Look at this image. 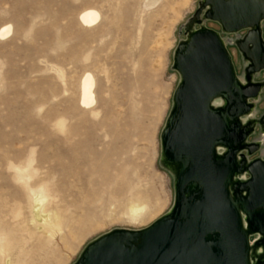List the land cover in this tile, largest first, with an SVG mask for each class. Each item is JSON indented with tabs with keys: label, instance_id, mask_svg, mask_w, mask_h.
<instances>
[{
	"label": "rangeland",
	"instance_id": "obj_1",
	"mask_svg": "<svg viewBox=\"0 0 264 264\" xmlns=\"http://www.w3.org/2000/svg\"><path fill=\"white\" fill-rule=\"evenodd\" d=\"M201 1L0 0V28L11 26L0 36V211L8 214H0V227L16 247L9 264H73L99 235L143 228L170 209L176 165L162 161L160 133L179 81L174 53L189 29L216 30L238 78L264 86V69L248 72L237 47L246 29L225 31L203 16L191 23ZM87 8L99 13L93 25L79 19ZM260 26L264 38V19ZM86 73L94 79L89 106L79 100ZM249 101L247 131L264 114V88ZM260 121L262 130L247 137L259 146L248 159L264 158ZM24 181L44 185L58 204L62 220L53 234L29 238L21 223L29 217ZM89 191H102L101 202ZM139 200L144 214L133 219L124 210ZM261 256L254 246L253 261Z\"/></svg>",
	"mask_w": 264,
	"mask_h": 264
},
{
	"label": "water",
	"instance_id": "obj_2",
	"mask_svg": "<svg viewBox=\"0 0 264 264\" xmlns=\"http://www.w3.org/2000/svg\"><path fill=\"white\" fill-rule=\"evenodd\" d=\"M202 16L246 29L237 47L247 71L264 69V0H202L191 23ZM173 67L179 81L160 133L161 159L176 165L172 206L143 228L99 235L73 264H264V158L248 159L259 146L247 141L264 114L251 131L242 120L263 82L240 80L224 40L205 26L188 30Z\"/></svg>",
	"mask_w": 264,
	"mask_h": 264
},
{
	"label": "bare ground",
	"instance_id": "obj_3",
	"mask_svg": "<svg viewBox=\"0 0 264 264\" xmlns=\"http://www.w3.org/2000/svg\"><path fill=\"white\" fill-rule=\"evenodd\" d=\"M98 18H99L98 11H96L95 9H91V8H87V9L83 10L79 15L80 21L85 25H93L98 20ZM10 28H11L10 25H3L0 28V36H5V35L9 34ZM93 86H94V79H93L92 75L90 73H86L83 76L82 81H81V90H80L81 92H80L79 100H80V103L82 105L89 106L93 103V101H94ZM114 183L115 182H113V184ZM24 187H25V191H26V195H27V199H28V206L27 207L29 209V217L22 219L20 217L22 214V211H21L22 208L17 206L15 210L11 211V216H10L11 219L16 220V222H17V218L20 217V219H22L21 223L26 224V226H27L26 232L29 234V238H31V239L33 237H30V236L37 233V232H42L45 234H48V233L53 234L54 231L59 230L60 229V221L62 220V217L58 213V209H59L58 204L55 202L56 204L54 203V205H53L54 199L51 198L49 190H47L44 187V185H39L36 187L30 186L26 181H24ZM107 192H108V190H107ZM102 196H103L102 191L101 192L98 191L97 193L96 192L92 193V191H89V194H88V197L92 200H95L96 203H98L102 199ZM130 196H131V193H130L129 197ZM133 198H134V196H133ZM140 201L141 200H139V202ZM105 202H106V204L108 203L107 201H105ZM142 202H144V201H142ZM3 206L5 207L6 204H3ZM109 206H110V204H109ZM145 207H146L145 204H143L141 202L138 203V202L133 201V202H129V204L125 208L124 212L127 214H130V216L133 219H135V218H138V216H140V217L142 216L141 213L143 212ZM94 208L96 209V207H94ZM95 209H94V212H95ZM3 213L7 217L8 214L5 211V209H1L0 214L2 215ZM143 214H144V212H143ZM9 215H10V213H9ZM23 239H25V238H23ZM14 248H16V247H15L13 239H10L9 233L7 231H4L0 227V264H9V257L12 255ZM20 248L21 247H19L18 250H20ZM16 253H17V251H16Z\"/></svg>",
	"mask_w": 264,
	"mask_h": 264
}]
</instances>
